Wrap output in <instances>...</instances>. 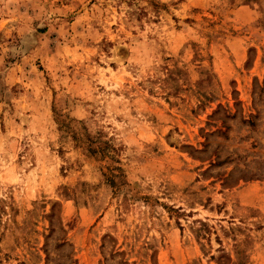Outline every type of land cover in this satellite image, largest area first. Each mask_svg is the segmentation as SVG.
<instances>
[{
  "label": "rangeland",
  "instance_id": "1",
  "mask_svg": "<svg viewBox=\"0 0 264 264\" xmlns=\"http://www.w3.org/2000/svg\"><path fill=\"white\" fill-rule=\"evenodd\" d=\"M0 264H264V0H0Z\"/></svg>",
  "mask_w": 264,
  "mask_h": 264
}]
</instances>
